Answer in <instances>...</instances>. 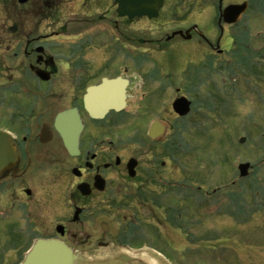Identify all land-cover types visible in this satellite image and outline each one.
<instances>
[{"label": "rangeland", "instance_id": "374dc122", "mask_svg": "<svg viewBox=\"0 0 264 264\" xmlns=\"http://www.w3.org/2000/svg\"><path fill=\"white\" fill-rule=\"evenodd\" d=\"M242 1L248 4V9L240 21L231 26L220 22L225 32L220 45L226 52L222 55H217L204 42L215 44L219 32L216 25L218 0H165L156 19L116 21L124 25L126 55L135 53L132 41L141 39L142 54L171 59L172 99L184 98L191 110L178 117L172 109L170 132L173 183L183 181L189 186L188 202L178 197L173 199L176 205L186 208V230L177 229L180 226L173 218L171 227L177 231L163 233L165 227L148 219L151 222L146 225L156 227L154 234L160 237V243L155 241L154 244L166 248L163 257L138 250L136 256L146 255L151 261L133 256L137 263L264 264V0H222V8L240 5ZM110 4L111 1H107L106 8H110ZM81 6L85 7L82 0H29L23 5L17 0H0V130L14 129L12 120L16 116L18 119L21 109L32 105L33 119L46 121L53 112L65 108L70 98L54 95L53 83H38L29 72L28 65L33 60L27 61L22 56L27 40L53 34L61 26L73 29L66 32L69 36L87 29L90 42L86 49L78 50L79 53L112 54L115 14L103 10L98 14L89 13ZM191 25L197 27L204 41H188L185 36L173 39V34L184 35L182 31ZM66 39L70 41V37ZM58 43L54 44L60 47ZM50 47H53L51 43L47 45V53L55 57ZM58 54L66 56L67 53L58 51ZM125 63L128 64L126 60ZM91 71L97 72L98 65L93 64ZM23 78L25 91L15 90ZM175 89H182V95ZM151 103L152 100L149 105ZM41 111L47 112L42 118L38 117ZM133 120L130 118L128 122ZM133 125L129 123L125 127L130 134L136 127ZM241 137L244 141L239 143ZM244 163L251 170L248 177L242 179L237 166ZM199 186H202L201 191ZM218 188L215 197L220 195V198L215 202L212 191ZM204 190L210 195L204 196ZM245 191L248 196L241 200L238 208L244 209L249 204L255 212L248 215L250 220L244 212L239 213L238 222L233 223L225 216L232 210L228 196ZM215 205L219 206L217 212ZM119 217L116 212L110 213V223L117 232L124 224ZM139 240V235L133 233L128 242L136 247ZM118 252L115 248L109 251L94 248L85 255V261L109 262Z\"/></svg>", "mask_w": 264, "mask_h": 264}, {"label": "flooded vegetation", "instance_id": "af4514ba", "mask_svg": "<svg viewBox=\"0 0 264 264\" xmlns=\"http://www.w3.org/2000/svg\"><path fill=\"white\" fill-rule=\"evenodd\" d=\"M107 1L112 3L110 8H106ZM82 5L86 9L90 6L89 10H84L89 13L98 14L103 10L115 14L112 54H80L78 50L86 49L90 42V33L83 28L69 36L66 32H73V29L68 26H61L53 34L27 40L23 46L22 56L27 61L33 60L28 70L38 83H53L54 95L70 98L65 108L53 112L46 121L33 119L32 105L21 109L18 119L15 115L14 129L0 130L8 135L5 139L15 155L13 165L0 174V264H22L40 240L62 243L79 258L76 264H140L132 253L139 250L163 257L166 248L154 244L155 241L160 243V237L154 234L157 229L146 224L153 221L165 227L163 233L170 234V230L177 231L171 227L173 218L180 226L177 229L185 231L187 227L186 208L173 200L178 197L188 202L190 194L188 184L183 181L174 184L172 180L170 132L174 115L172 105L176 98L172 99L171 59L142 54L139 50L141 39L132 41L136 48L134 54H125L124 25L117 23L125 18L118 16L115 0H82ZM221 9L217 4L218 19ZM218 19L219 32L214 46L204 41L195 25L173 39L185 36L188 41L198 43L202 39L217 55H222L226 52L220 45L225 32ZM56 41L58 45L61 43L60 47L54 44ZM50 43L55 57L47 53ZM58 51L67 54L60 56ZM93 64L98 65L95 73L91 71ZM36 70L47 74L48 79L40 80L34 73ZM103 79L127 81L125 105L121 110H109L104 116L92 118L84 109L83 98L88 89L100 85ZM24 82V78L20 80L15 90L24 92ZM175 92L181 96L183 90L175 89ZM96 100H91L93 105H98ZM70 109L77 111L83 126L77 156L67 153L54 128L55 116ZM46 114L41 111L38 117ZM130 118L134 120L128 122ZM129 123L136 125L131 134L125 130ZM151 125L155 127L149 134ZM198 190L201 191L202 186ZM219 190L214 189L212 195L215 197ZM203 192L204 196L210 195L206 190ZM247 196L246 191L228 196L234 212L229 209L225 216L231 222H238L239 213L244 212L249 219L248 215L255 212L249 204L244 209L238 208ZM215 198L217 202L220 195ZM218 207L215 205V212ZM111 212H116L124 223L118 232L110 223ZM148 228L154 229L148 231ZM133 233L139 235L141 241L136 247L128 242ZM145 236L149 238L146 240ZM94 248L102 251L115 248L119 252L109 262L88 263L85 255ZM129 256L134 260L126 261Z\"/></svg>", "mask_w": 264, "mask_h": 264}, {"label": "water", "instance_id": "95a60500", "mask_svg": "<svg viewBox=\"0 0 264 264\" xmlns=\"http://www.w3.org/2000/svg\"><path fill=\"white\" fill-rule=\"evenodd\" d=\"M29 0H17L18 4L23 5ZM164 0H115L118 6L117 14L119 17H126L128 20L146 17L155 19L163 5ZM222 0H219L221 7ZM246 10V4L230 5L221 11L219 23L235 24ZM175 33L172 35L175 36ZM35 75L42 81L48 79V75L40 70L34 71ZM126 81L124 80H102L98 86L88 89L83 98L85 111L92 117L98 118L106 114L109 110H120L124 105V92ZM98 97H102L100 100ZM96 100L98 105H93L91 100ZM190 103L184 98L174 101L172 109L175 114L183 117L189 112ZM154 126L151 127V130ZM54 128L59 134L62 144L70 156L78 155V141L82 131V124L75 109L65 110L58 113L54 119ZM160 128V127H159ZM162 130V128H160ZM6 134H0V174L3 170L10 168L15 155L8 141ZM241 139L240 142H243ZM248 164L238 167L240 176L247 174ZM78 257L65 245L54 240H40L32 247L22 264H76ZM126 261H132L130 257Z\"/></svg>", "mask_w": 264, "mask_h": 264}, {"label": "bare ground", "instance_id": "6f19581e", "mask_svg": "<svg viewBox=\"0 0 264 264\" xmlns=\"http://www.w3.org/2000/svg\"><path fill=\"white\" fill-rule=\"evenodd\" d=\"M131 256H136V255L135 254H131ZM136 257L144 258V259H147V260L151 261L146 255H138Z\"/></svg>", "mask_w": 264, "mask_h": 264}]
</instances>
